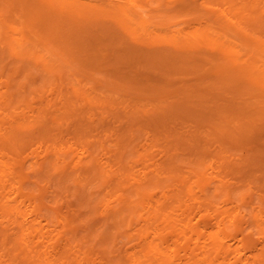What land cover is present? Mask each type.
Returning <instances> with one entry per match:
<instances>
[{"label":"bare ground","instance_id":"bare-ground-1","mask_svg":"<svg viewBox=\"0 0 264 264\" xmlns=\"http://www.w3.org/2000/svg\"><path fill=\"white\" fill-rule=\"evenodd\" d=\"M180 1H182L180 3L184 6L187 4V7L189 6L188 4L190 2L192 3V0H180ZM223 1L221 2V0H219L218 2L224 3L225 1L224 2ZM237 1H236V4H238ZM246 1H248V0H246ZM3 2L5 4L4 7H6V8L10 7V9H9V11H6L8 13L5 16H4V14L3 15L0 14V74H1L2 70H4V69L6 70L7 64L15 63V64H17V66L15 67V69H13V71L18 72V73H22V75L24 77L25 76L29 77V75L31 76V74L27 73L31 70V66L26 64L27 60L30 58H33V59L40 58L41 53L43 51L49 50L47 47H43L44 48L43 49L42 47H40L41 45L47 46V45L51 44V42H54L55 39L57 41L62 40L63 35H61V34H62V29L65 26L64 24L70 20L71 21L75 20V18L77 16H79V14L81 13L80 9L83 10V8H84V6L82 8L78 4H76L75 2L74 3L71 2L72 4H70V3L64 2L63 0H11V1L3 0ZM124 2L125 3L123 6V9H116V8L114 9L113 8L109 14V17H108L109 21L113 25H115V27L113 29L109 28L106 31L103 30L102 32H99L98 34L96 33L94 35L97 38L100 36H104L105 42H104V47H102V49L109 51L108 53L106 52V55H105V53H103V55H104L105 60L109 59L110 64H106V62L103 64L101 62V61H104L103 59L100 61L102 64H100V63L99 64H100V66H103V67H105L106 65H109V67H110V65H111L112 66L111 69L116 72L119 69L121 70V68H118L119 67L118 64L120 63L121 59H125L126 64L128 65V68H126V69H128V70L129 69L130 70L135 69V68L137 70H140V69L145 68V67L148 68L147 66L150 65L152 68L150 66H149V68L154 69V71L152 70L154 72V75H159V76L161 75L162 76V78L164 79L163 82L160 80L161 83H160V81L156 82L158 85L153 86L152 89L151 88L148 89V87H146V84H144V82H145V80H147V78H145V80L143 82H141L143 80V76H141V78L139 80L138 75H133L132 72L127 71L129 75L127 74L125 77L128 78L130 75H131V77L133 75L135 77L134 78L132 77V79L136 80L137 82H132V83H130V85L121 84L117 78L118 76H120V74L119 75L116 74L117 77H114L112 75L113 77L111 78V76H110V81L108 84L109 86L107 88H109L110 91H114L115 89H121L122 91H128V90L135 89L137 91L139 90L140 93L142 91H144V93H142L141 96L147 95L149 97L148 101L150 102V107H149V110H148V108L146 109V112L144 110V113L146 114V116L144 118L142 117V120H140V121H138V115L141 114L140 110L142 108L139 109V105L144 104V103L146 104V100L144 101V103H138L137 102L139 104L138 105L137 103L133 104L134 102L132 103V102L125 101L126 98L123 97L124 98L123 101H125V103H128L127 105L129 107L128 110H125L124 107H123V109L126 111L127 114H129L128 117L130 118V120L132 119L131 120L132 126H130V129L127 131V133L131 134L130 135L131 136V142L128 145L132 146V147L135 146L136 140H139V138H140L139 135H141V134L138 135V133H142L143 131L145 132V131H147V129L149 131L150 125L152 123H155L158 130L156 132V130L153 129V131L156 132L155 134L154 133L153 134L155 136H156V134L158 136H160V135L164 136V138L167 139V141H168V142H166L167 143L166 153L168 155V158H167V160H165V163L163 165H160V164L157 165V163H158L157 162L156 168L153 170H149L150 172L148 170H147L148 172H146L145 169L142 170V165L140 164L141 165V171H145V172H143V174H141V175L139 173L140 176H138V172H137V177L135 178L134 181L132 180V182H134L132 184V186H127L128 183L125 184L123 182V184H124L123 187H125V188L121 187L120 185H118V186H116V188H114V187L110 186L109 183L113 182L114 180H117L118 183L122 184L121 181H123L124 177H125L124 172L125 171L128 172V166L129 165H127V167L121 166L122 169L120 168L119 171L113 170L112 169L113 167H110L109 164H107V166L105 165L106 167L103 168L104 167V166H102L103 163H101V162L99 163V161L95 155V150H89V149H85V148L78 149L79 147L76 150H74L73 149V147L75 146L74 144H73V146H70V145L64 146L63 144L62 145L59 144L60 146H58V145L52 144V143H47L46 145H43L40 143L41 145L38 144L39 147L38 148L36 147L39 152L34 154L35 150H33L32 155H31V153H29V154H25L26 156L25 155L20 156V154H18L20 152L19 149L25 143V140L22 138L28 134H39L42 132H46L47 130L45 129V124H42V125L41 124H34V123H29L27 121H20V122L14 124L15 122H13V123H10L7 128H5V131H3L2 125L5 121V119L9 118V115H7L5 118L0 116V208L3 210V213L5 214V215H2L3 219L0 220V264H4V263L5 264H13L14 262H15V264H17L18 261L20 264H175V262L179 259L178 253L181 252V251H178V249H179L178 246H182V245H184L183 247H185L184 248L185 253H183V255H185V256L187 255V258H184V260L182 258H180V259H182L180 264H239V262L242 263V260L235 261L237 258L235 260L234 259L232 260V259H230L232 257L229 258V257L225 256L226 253H228L230 255V252L228 250H226V248L224 247V244H225L224 240H223V242H224V244H223L222 242L220 243L218 238L214 237V235H216V232L219 231L217 229V226L221 227L219 225L215 226L216 230L214 229V231H213L214 234L212 231H211L212 233L209 232V233H211L209 235V241L206 242L205 243L206 245L200 249V252H199V248L197 249L195 247L196 248L195 249V248H193V246H190L188 244V242L192 239L195 240V243L199 242L201 232L196 230L198 223H196V227L192 224V220H191L192 219L191 217H193L192 215L190 216V214H189L190 217H188V219L186 218V220H185L184 211L187 208H189V205L187 204V202H189L188 200L190 199L188 194H189V192H191V189H190V186H187V182L185 181L184 176H182L180 174V165L178 163L183 162L184 165H185V163L189 164V166L191 167V171L195 175L196 186H198L199 191L202 193V195L204 197L209 198L212 196V193L214 192V188H215L213 186V184L215 182L214 178L212 177L214 174L213 172L217 168L218 169L222 168V166L218 167V165H219L218 163H220V162L217 163L216 160L210 162V166H209V164H208V166H209V169H212L213 171H211V173L208 176V170H206V167H207L208 159L211 158V154H209V152H208L209 149L211 148V142L214 141L213 143L217 144L218 141L219 142L224 141L228 144L229 140L232 139L233 134H235L236 131H239V132H242L244 135L242 138L245 137L243 139V141H241L243 146H244V144L248 145L249 143H251L252 139L254 140L255 135L259 132L260 129H261L260 133L264 132V107L263 108H262V106H261V108L259 107L260 103L264 102V40H263L264 37L263 38L261 37V33H262L261 29L264 32V7H263V4H262V7H259V4H258L259 1L258 0H252L251 2L245 3L243 6L239 5L240 7L236 8V9L237 10L240 9V11H237V13L234 14L233 9H232L231 15L234 14L233 16L229 15L230 12H228L227 9H231V8H229V6L234 4L235 2L231 1L232 4H230L227 9L226 8L224 9L222 6L221 12L223 14V17H224V15H225V17L227 16V20L230 23H233L234 27H236L237 29H239V31H241L242 34H240V35H235L236 34L235 28H233L229 24L226 26H224V25L221 26V23L218 24L217 21L211 22V20H210L211 23H206V24L204 23L205 25L202 22V24L204 26H206L207 29L206 28L202 29V27L200 29V25H201V23H200L199 27L196 26L197 30L191 31L192 28L190 27L191 32L188 34L189 36L186 34V36H188V37H184L183 35L181 36V35L177 34L176 36H178V35L179 36L175 37V39H174V40H176V38H177V40H176L177 42H171V40H169V39L167 40L168 42L163 41L164 39H162V38L166 36L165 35L166 33L170 34L171 28L164 30V29H162V27L160 25L162 30L160 29L161 32H159L157 29V32H158V34L162 33L161 35H159V37H162V38H160L162 40H151V41L143 43V42H137V39L134 38L135 31L139 30L140 28L142 29L144 24L149 23V25H150L151 21L149 22L144 17H142L141 14L138 13L139 7H140L139 0H125ZM194 3H195V0H194ZM219 3H218V5H219ZM227 4H228V2H227ZM193 5H195V4H193ZM235 6H233V7H235ZM17 7H18V9H20V13H19L20 17H17V20H15V22L12 23L10 18H12V20H13L14 17L16 19V16L19 15V14H16L14 12ZM219 9H220V7H219ZM219 9H218V11H219ZM84 10H85V8H84ZM156 11H157V9H156ZM158 11L162 14V17L166 18L167 20L172 18V15L169 14L168 11L167 12L162 11L160 8H158ZM194 11H195V9H194ZM67 16H68L69 20H66ZM216 19H217V17H216ZM219 19H221V18H219ZM16 21L19 25H17ZM223 22H224V19H223ZM10 23H11V25H10ZM152 23L153 22H151V24ZM12 24H14V25H12ZM113 25H112V27H113ZM164 26H165V24H164ZM164 26H163V28H164ZM208 26H209V29L211 28V30H213V31L219 30L221 32V34L224 33L223 37H220V38H223V39L225 38L224 42L226 44L225 45L226 47L221 46L222 43H219V45H220L219 47H214L213 44H211V42H213V41H212V39H209V37H210V34L212 37L213 33L212 32L210 33L209 32L210 30L208 31ZM8 27H9V30H8ZM37 27H38V31H33V28H37ZM193 29H194V27H193ZM18 31H22L23 33L28 31V33L31 34V36L30 37H24V35H23L21 38H18L17 36H15L17 33H19ZM10 32H13V35L12 34L10 35ZM144 32H145V30H144ZM181 33L185 34L186 32L185 33L181 32ZM216 34H217V32H216ZM229 34H231V35L234 34L235 36L238 37V39H236V42L232 41L228 37ZM146 35L148 36V34H146ZM146 35H145V37H146ZM170 36H171V34H170ZM180 36L183 37V39L179 40V38H181ZM263 36H264V33H263ZM150 37H152V36H150ZM232 37H233V35H232ZM153 38L155 39L156 36ZM173 38H174V36H172V39ZM184 38H185V40H184ZM214 38H216L215 35H214ZM223 39H220V40L222 41ZM127 40H131V42H134L135 45L132 44L134 47L129 50V52L131 53L130 55L129 54L123 55V54H121L122 51L120 49V46L123 44V42L126 43ZM216 40H218V42H220L218 37L216 38ZM57 41H55L56 44H57ZM232 42H233V44L236 45V47H234L235 45H231ZM199 44H200L199 50H197V52H196V50L194 48L198 47ZM216 45H218V43H216ZM107 46H109L110 49H108ZM135 47L137 48L136 49L137 51H135V49H134ZM129 48H130V46H129ZM247 49L251 50V52L253 53V57L247 58V59L240 58L238 55V52L243 51V50H247ZM193 50H195V51H193ZM205 50H208V53L212 54V57L207 56V54L205 55L204 54ZM251 52H249V55L251 54ZM100 55H101V57L103 56L102 54H100ZM7 59H10V60L8 62H6ZM186 59H188V61ZM207 61L208 62L210 61L211 66L206 69L205 63L207 64L208 63ZM97 62H98V60L93 61L92 64H94V63L97 64ZM136 69H135V71H136ZM107 71L109 72V70H107ZM146 73H145V75L147 76ZM189 73H194L193 75H196L195 82H193V81H191L193 83L188 82L187 85H185L186 83L184 85H182V82H176L175 76L185 75V74H186L185 76H187V74H189ZM166 75H167V77H165ZM159 76H157V77H159ZM185 76H183V77L186 78ZM120 78H121V76H120ZM159 78H161V77H159ZM149 79H150V77H149ZM155 80H157V79L155 78L154 82H155ZM178 81H179V79H178ZM154 82H152V83L154 84ZM147 83H148V81H147ZM150 83L151 82H149V84ZM136 84H138V87L136 86ZM143 84L145 85V87L143 86ZM153 84H151V85H153ZM151 85H149V86L151 87ZM132 86H134V87H132ZM172 87H175V88H172ZM148 92H150V93H148ZM128 93H129V91H128ZM95 94H96V96L94 98L97 99V97L100 93L99 94L95 93ZM148 94H150V96ZM110 95H111V92L108 95V97ZM77 99H78V96H77ZM91 99L88 98V100H90V101H91ZM105 99H106V97H105ZM105 99H104V101H105ZM108 100H106V101H108ZM131 100L133 101V99H131ZM90 101H89V103H90ZM119 101H121V100L119 99ZM129 101H130V99H129ZM142 101H143V98H142ZM76 102H77V100H76ZM75 103L72 102L70 104L73 109H76L77 105H75ZM121 103H122V101H121ZM107 105H108V109L110 107H112V105L110 106L109 102L107 103ZM146 106H147V104H146ZM90 107H91V105H90ZM114 108H115V106H114ZM87 109H89V108H87ZM116 109L114 110V113H115ZM143 109H145V107H143ZM111 110H113V109H111ZM100 113H103V111L102 112L100 111ZM111 113H112V111H111ZM144 113H142V114H144ZM85 114L87 117L88 116L87 113H85ZM89 114H91V113H89ZM94 114H91V115H93V117H94ZM107 114H108V112H107ZM119 115L121 117V114L117 113V116H119ZM82 117H83V115H82ZM104 118H105V115H104ZM104 118H102V119L104 120ZM180 119H182V125L183 126H186V124L189 123L190 121L195 122V124H194L195 126H191V125H193V123L192 124L190 123V126H189L190 129L187 128L188 130H185V131L182 130V132H181L180 131L181 128L179 129L178 123H177L178 120L180 121ZM90 122H93V120ZM101 122H103V121H101ZM173 122L174 123L176 122L177 124L173 127L172 126L170 127V124ZM141 123H143V124H141ZM80 125L81 124H79V126ZM212 125H213L214 130L212 132L206 131V127L208 128V127H211ZM146 126H149V127L147 128ZM134 127H135V129H134ZM88 128L89 127H86L85 129H88ZM151 128H152V126H151ZM144 132H143V134H144ZM111 134H113V132H111ZM143 134H142V137L144 136ZM2 135H3V137H2ZM107 135H109V134H107ZM148 135H150V134H148ZM235 135H237V133ZM236 138H235V141H236ZM86 139H87V137H86ZM96 141H98V140H96ZM157 141L159 142V139ZM160 141H161V139H160ZM238 142H236V143H238ZM69 144H71V143H69ZM154 144L152 145V147L154 146ZM208 144L210 146H208ZM102 145L104 146L105 144H102ZM112 145L113 144H111V146ZM231 145H232V142H231ZM233 145H235V144H233ZM98 146H99V150H100V145H98ZM115 146H116V144H115ZM119 146H120V144H119ZM147 146L150 147L148 144H147ZM224 146L226 147L225 144H224ZM92 147H94V146H92ZM117 147H118V145H117ZM236 147H238V146H235V148ZM103 148H105V146ZM103 148H101V150H103ZM161 148H162V146H161ZM180 148H182V150L184 148H187L189 150L190 153H188V155H186L187 157L183 156L182 155L183 153H180ZM212 148H214V144H213ZM217 148H219L220 150L223 149L224 148L223 144L217 146ZM255 148L256 147H254V149ZM91 149H93V148H91ZM114 149H115V147H114ZM148 149L151 150L152 148L150 147ZM154 149L158 151L157 148H154ZM229 149L230 148L224 149L223 151H226ZM211 150H213V149H211ZM104 151L106 152L107 149ZM104 151H103V153H104ZM30 152H31V149H30ZM97 152L99 153V151H97ZM161 152H160V159H161V155H162ZM114 153H115V151H114ZM142 153H144V152H142ZM147 153H148V150L146 149V155H147ZM255 153H256V151H255ZM132 154H133V152H132ZM127 155H128V153H127ZM215 155H216V158H218L217 154H215ZM218 155H219V153H218ZM110 156L108 153V156H105V157L109 158ZM219 156H222V155H219ZM112 157H113V155H112ZM114 157L112 159H114V161H115L116 159ZM229 157H230V155H229ZM120 158H121L122 162L126 161L125 160L126 159L125 152L121 151ZM256 158L259 159V161L256 162V165H258L259 163L264 161V153L262 152L261 154H257ZM212 159H214V158H212ZM147 160H149V159H147ZM127 161H128V159H127ZM141 161H142V159H141ZM104 162H105V160H104ZM110 162H108V163H110ZM131 162H133L135 164V162L133 160ZM163 162H164V160H163ZM136 163H138L137 160H136ZM119 164H120V162H119ZM134 164H133V166H134ZM168 164H169V166L167 167ZM187 164H186V166H187ZM148 165H150L149 162H148L147 166ZM152 165L154 166V164H152ZM111 166H112V163H111ZM165 166L167 168H165ZM262 166H264V165H262ZM145 167H146V164H145ZM190 167H187V168H190ZM115 169H116V167H115ZM123 169H124V172L122 171ZM223 169H224V167H223ZM132 170H133V167H132ZM185 170H186V168H185ZM216 171L217 170H215V172ZM134 172H135V170H134ZM218 173L220 174V171L216 173L217 174V176H216L217 181L220 182V185H221L220 187H222L226 190L227 188L224 186L223 181H222L223 175L221 174L222 176H220L221 177L220 178L218 176ZM131 174H133V173L131 172ZM135 176H136V174H135ZM165 178H166V180H165ZM78 179L81 181H79ZM125 179H126V177H125ZM25 181H29V183H31L33 185V188L30 186L31 185L30 184L29 186L32 189H27L25 191V189H24ZM127 181H129V180H127ZM164 181H167L165 185H164ZM70 182L74 183L75 188H73L70 184L65 187V184L67 185ZM26 184L28 185V182ZM57 186H58V188H57ZM61 186H64V188L67 189L66 190L67 192H70L72 189H74L72 194L77 199H81V205L83 206V210L90 212L87 216L88 219L86 218V220L80 218L82 212L79 211V208H78V210H74L70 215H68L66 213L65 214L61 213L62 217H63V219H62L63 224L66 227L65 233L68 236H66V235L61 236L60 235V237L62 239L64 237L65 242H66V246L68 245V246L72 247V245H73V252L75 249V252L77 254L74 257L73 256L70 257V253L72 251L68 252L69 247H67L66 252H65V249H64V251H62V253L65 252V255H63L62 253H59V251L58 252L55 251L56 254L52 255V253H50L49 251H48L49 253L46 252V250L48 248L47 244L44 246H40L41 249L37 245H36V247H34L35 245L33 246L31 244L33 246V248L31 246V248L29 247L28 251L24 250L23 256L20 257L21 259L19 258V260H18L17 258H15V256H13L11 250L14 249L16 246H17V249H20L19 239H22L23 235H21V237L19 238L18 236L20 235V232H18L19 234H15L16 233L15 232V233H13V235L15 234L14 235L15 237L13 240H11L8 232L10 230L13 231L17 225L14 227V226H12L13 223H11L8 226L4 224L5 222H8V223L11 222V219L9 217V215L11 213L21 214L23 212L22 207H21V205L23 204V201L22 202L20 201L21 203L17 202V200H18L17 196L20 197L21 195L19 193L23 192L26 196H29L31 198L32 197L35 198V196H36L35 193L37 191L39 193L38 199L41 201V203L38 200H37V203H35L36 201L33 198V200L35 201L34 206H32V208H31L33 214H35L39 220V218H40L39 216L42 215L41 214L42 210L45 209L46 211H48V213H50L49 214V218H50L49 220H52L55 217L59 219L60 216H58V215L60 213V208H61L60 206L62 204V199H61L62 193H61V191L63 190V189L61 190ZM107 186H108V190H107ZM224 192L226 193V191H224ZM236 192L238 193V191H236ZM236 192H234V193H236ZM158 194H159V196H158ZM227 194H228V192L226 193V195ZM230 194H232V193H230ZM243 194H241V196ZM13 195L16 197H14ZM107 196H109L110 199H107V203L104 202L106 204L105 210H104V208H102V209L104 211H106L105 215H106V213L109 215L107 217H105L106 219L102 222L101 226L97 227L96 230L94 228L92 233L89 232L90 236H92L93 238L95 236H98V235H100L102 238V243H103V245H102L103 253L102 254L103 255H101V256L99 255L100 257L98 256V258H100V261L97 262L96 260L92 259L89 256V254L87 253L85 244H84L83 248H85L86 251L81 250L79 248L81 245L76 244V243H79V241H78V239H79V237H78L79 236L78 224L84 223V221L89 220V216L91 215V212L92 213H98L101 203L105 200V197H107ZM224 197H225V195H224ZM248 197L252 198V201H253V196L251 194L248 195ZM22 199H23V197H22ZM22 199L20 197L19 200H22ZM45 199H51V202L49 203V205L46 204ZM192 199L193 198H191V200ZM194 199H195V197H194ZM194 199L192 200L193 204H195V202H196V200L194 201ZM231 199H233V197ZM246 199H247V197L245 198L242 196L240 201L245 202ZM226 200H227V198H226ZM198 201L199 200H197V202ZM14 202H16L18 204L13 205L11 207L10 203H14ZM28 202H30V198H29ZM68 202H69V200H68ZM192 202H191V204H192ZM231 202H232V200H231ZM64 203L65 202H63V204ZM211 203L212 202H210V204ZM224 203L225 202H223V204ZM25 204H26V201H25ZM247 205H249V203ZM247 205H246V207L251 208V210L254 209V207L252 205H249V206H247ZM27 206H28V204H27ZM194 206L197 207V203ZM194 206H192V207H194ZM241 206H242V204H241ZM214 207H215V205H214ZM209 208H210V206H209ZM215 208H218V207H215ZM234 208H235L234 210H236V207H234ZM70 209L71 208H69V211H70ZM242 209H244V203H243V208H241V211L244 212V210H242ZM193 210H194V208H193ZM199 210H201V209H199ZM199 210L197 209L196 210L197 212L196 211L195 212L198 213ZM202 210H203V208H202ZM213 210H214V208H213ZM228 210H229V208H228ZM13 211H15V212H13ZM225 211H226V209H225ZM61 212H62V210H61ZM101 212H102V210H101ZM27 213H26V209H25V214H27ZM189 213H190V211H189ZM191 213H192V209H191ZM196 213H193V214H195L196 215L195 217L197 218ZM206 213H207V210H206ZM211 214L212 213H210V211H209L206 214L205 218L207 216H210ZM215 214H218V213H213L212 215H215ZM21 215H19V217ZM30 215H32V213ZM46 215H47V213H46ZM46 215H44V217H46ZM16 216H14L12 222H14ZM181 216H183L184 218L182 217V219H181ZM33 217H34V215H33ZM176 217H179V219L177 221H179L181 219L180 221L182 223L181 224L182 228L188 229L187 231H189L191 234L189 233V235H188L186 232H184V229H183V232H182V229L178 230V231H180L181 234H179L178 231L177 232L175 231V233L173 231L172 233L177 234V236H179V238H177V240H175V238H173L171 236V238L175 240L176 245H174V246L171 245L174 248H171V247L167 248V246L165 247V244L162 241L163 240L162 237H167L164 235V233L166 231H168L170 233V235H172L171 231H172V229L174 230V228L176 227L175 224L178 223V222H176V219H177ZM200 217H201V214H200ZM215 217H217V215H215ZM242 217H243V214H242ZM246 217H248V216H246ZM56 218H55V220H56ZM219 218H221V216H219L218 219ZM249 218H250V216H249ZM93 219H94V217H93ZM223 219H224V217H223ZM230 219H231V217H230ZM232 219H233V216H232ZM253 219H254V217H253ZM55 220H54V222H55ZM59 220H61V217ZM138 220H140L144 223L143 228H145L147 226L148 228L152 229L154 238L150 239L151 237L147 233L148 232L147 229H146V231L144 229H141L140 233L138 232L139 234L136 233L138 235V239L141 241V243L138 242L139 243V245H138L139 249L136 251L135 254H131V255H133L132 256L133 258H132V261L129 262V258H130L129 253L125 255L122 253V251L119 248H117L118 247V239L120 238V236H123L121 234L120 227L124 226V224L126 225V223L128 225L127 227H129V226L132 227L138 222ZM193 220H195V219L193 218ZM215 220H216V218H215ZM39 221H37V222H39ZM201 221H202V217H201ZM232 221H230V224L232 222L233 225H238V222H237L238 218L236 217V215H235V220L233 219ZM33 222H34V219H33L32 223ZM57 222H59V221H57ZM213 222L215 223V221H213ZM218 222L219 221H217L216 223L218 224ZM220 222L222 223V221H220ZM225 222H226V220H225ZM225 222H223L222 224H224ZM36 223L34 222V225ZM51 223H53V222H51ZM139 224H140V222H139ZM139 224H138V227H139ZM230 224H229V226L231 227L232 224L231 225ZM44 225H46V226H44V229H45V227H47V224H44ZM57 225L55 226V229H57ZM93 226H95V225L91 224V225H89V228L90 227L93 228ZM141 226H140V228H141ZM246 226H247V223H246ZM260 226L257 225V227H259V228H260ZM23 227L25 230V229H27L28 226L23 225ZM30 227H31V224L26 231L30 230ZM39 227H41V225ZM222 227H223V225H222ZM21 228H22V226H21ZM37 228H38V226H37ZM37 228H35V229L40 234V236L38 234V238H37V241H38V240H40L41 237H44L46 235V233H44L45 235H43V232L45 230L43 229L44 231L42 232V228H41V230L39 229L40 231L37 230ZM52 228H54V227L52 226ZM198 228L200 229V227H198ZM225 228L229 230V228H227L226 226H225ZM225 228H224V230H225ZM234 228L233 229L236 230L235 226H234ZM109 229H112V231H110ZM230 229H232V228H230ZM233 229H232V232H229L230 234L233 233ZM18 230H20V229H18ZM24 230H22V231H24ZM91 230L88 229V231H91ZM260 230H261V228H260ZM30 231H28V232H30ZM54 231H55V233L58 232L56 230H54ZM132 231L134 232L133 229H132ZM238 231H241V230L239 229ZM243 231H244V229H243ZM60 232H61V229H60ZM52 233H53V231H52ZM192 233L194 235V238L192 237L193 236ZM87 234H88V232H87ZM124 234L128 235L127 233H124ZM220 234H222L221 230H220ZM81 235H83V234H81ZM81 235H80V237H82ZM137 235H135V237H137ZM190 235H192V236L190 237ZM195 235H196V237H195ZM223 235L226 237V235H228V234L225 235L223 233ZM217 236H219V235L217 234ZM135 237L132 238V236H131L130 241H131V238L134 239V241H135ZM234 237H235V235H234ZM234 237H233V239H234ZM56 238L57 237H55V239ZM126 238H127V236H126ZM222 238H223V236H222ZM48 239H50V238H48V235H47V237H44V240L48 241ZM58 239H59V237H58ZM220 239H221V237H220ZM196 240H198V241H196ZM263 240H264V238H263ZM23 241H24V238H23ZM75 241H78V242H75ZM82 241L84 242L85 239ZM225 241H226V238H225ZM43 242H45V241H43ZM54 242H55V240H54ZM93 242H94V240H93ZM226 242L229 243V241H226ZM121 243H122V241H121ZM123 243H124V241H123ZM195 243L193 244L194 246H196ZM24 244H25V242H24ZM41 244H42V242H41ZM59 244L61 245V243H59ZM88 244H90V242L89 243L87 242V245ZM92 245H93V243H92ZM99 245L101 246V244H99ZM227 246H230V248L232 247L231 245H228V244H227ZM263 246L264 245L259 246V247H262V249H260L261 253H260V251H258L256 249L258 247H255V249L258 251L259 255L254 252L253 255H255V256H252V254H251L249 259H248L249 255L246 257L249 260V262L253 261V263L255 262L257 264H264V247ZM49 247H51V246L49 245ZM95 247H99V246L97 245ZM177 247H178V249H177ZM183 247H182V249H183ZM55 248H57L56 245H55ZM60 248H61V246H60ZM116 248H117V250H116ZM246 248H244V249H246ZM22 249H23V247H22ZM88 249H89V247H88ZM227 249H229V248L227 247ZM51 250H52V248H51ZM61 250H62V248H61ZM124 250H126V249H124ZM179 250H181V248ZM196 250H198L199 253H196L195 252ZM67 252L69 254L66 256ZM235 252L236 251H234V253ZM91 253H90V255H91ZM238 253H239V251H238ZM213 254H214V256H212ZM232 255H233V253L231 254V256ZM17 256H21V253H20V255L17 254ZM242 264H248V262L242 263Z\"/></svg>","mask_w":264,"mask_h":264},{"label":"rangeland","instance_id":"rangeland-1","mask_svg":"<svg viewBox=\"0 0 264 264\" xmlns=\"http://www.w3.org/2000/svg\"><path fill=\"white\" fill-rule=\"evenodd\" d=\"M9 1H11V0H9ZM63 1L70 3V4L75 2L76 4H78L82 8L84 6L85 10H84V8H83V10L80 9L81 13L79 14V16H77L75 18V20H73V21L70 20L64 24L65 26L62 29V34H61V35H63L62 40L57 41L55 39L54 42H51V44H49L47 46L41 45L40 47H42V48L47 47L49 50L43 51L41 53L40 58H35V59L30 58L27 60L26 64L31 66V70L27 73L31 74V76L29 75V77L28 76L24 77L22 75V73L14 72L13 69H15V67L17 66V64H15V63L7 64L6 70L4 69L1 71V74H0V116L5 118L7 115H9V118H6L3 125H2L3 131H5V128H7L9 126V124L13 123V122H15L14 124H16L20 121H27L29 123L41 124V125L45 124V129L47 130L46 132H42L39 134H28L22 138L25 140V143L19 149L20 152L18 154H20V156H24L25 154H29V153H31V155H32L33 150H35L34 154L39 152L37 148L41 144L46 145L47 143H52V144H56L58 146H60L59 144H61V145L63 144L64 146L65 145L66 146L67 145L73 146V144H74L75 145L73 147L74 150H76L78 147H79L78 149L85 148V149H89V150H95V155H96L99 163L100 162L103 163L102 164V166H104L103 168H105L107 166V164H109L110 167H113L112 168L113 170L119 171L120 168L122 169L121 166L127 167V165H129L128 166V172L130 174L127 171L124 172V169L122 170L125 173V177H126V179L124 177L125 181L124 180L121 181L122 184H120L117 182V180H114L113 181L114 183L110 182L109 185L114 187V188H116V186H118V185L123 187L124 186L123 182H124L125 184L128 183L127 186H132V184L134 183V182H132V180L134 181L135 178L137 177V172H138V176H140L145 171L148 172L149 170L155 169L157 162H158L157 165L158 164L163 165L165 163V160H167V158H168V155L166 153V148H167L166 142H168V141H167V139L164 138V136H161V135L158 136L157 134H156V136L154 135L158 129H157L155 123L151 122L152 124L150 125V127L146 126L147 128L149 127V131L147 129V131H145V132L143 131L144 134H143V132L138 133V135L139 134H141V135H139V137H140L139 140H136L135 146L132 147V146L128 145L131 142V136H130L131 134L127 133V131L130 129V126H132L131 125L132 119L130 120V118L128 117L129 114H127L125 111V110H128V108H129L127 105L128 103H125V101L132 102V103L134 102L133 104H135L137 102L138 103H144V101L146 100L147 106L145 103L140 104V105L137 103L139 105V109L142 108L140 110L141 114L139 113L140 115H138V121H140V120H142V117L144 118L146 116V114L144 113V110H145V112H146L147 108L149 110V107H150V102L148 101L149 97L147 95L141 96V94L144 93V91H142L140 93L139 90L137 91L135 89L128 90L129 93H128V91H122L121 89H115L114 91H110V89L107 88L109 86L108 84L110 81V76L112 78L113 76L117 77L116 74L117 75L120 74L121 78H120V76H118L117 77L118 81L124 85H130V83H132V82H137L136 80L132 79V77L133 78L135 77L133 75H138L139 80H140L141 76H143V80L141 82H143L145 80V78H147V80H145L144 84H146V87H148V89H150V88L152 89L153 86L158 85L156 82H159L160 80L163 82L164 79L162 78L161 75L160 76L154 75V72H153L154 69H150L149 68L150 65L147 66L148 68L145 67V68H142L140 70H137L135 68L136 71H135V69H131V70L126 69V68H128V65L126 64L125 59H121L120 63L118 64V66H119L118 68H121V70L119 69L116 72L111 69L112 68L111 65H110V67H109V65H106L105 67L100 66V64H102V63L104 64L105 62H106V64H110L109 59L105 60L104 55H103V53H105V55H106V52L108 53L109 51L102 49V47H104V42H105L104 36H100L97 38L94 35L96 33L98 34L99 32H102L103 30L106 31L109 28L113 29L115 27V25H113L109 21V18H108L109 14L113 8L114 9L115 8L116 9H123L125 0H63ZM218 1L219 0H198V1L195 0V3H194V0H192V3L190 2L188 4L189 6L187 7V4L185 6L182 5L180 3L182 1H180V0H171V1L170 0H139L140 7H139L138 13L141 14V16L144 17L146 20H148L149 22L151 21L153 23L151 24V22H150V25H149V23L144 24L142 29L140 28L139 30H136L135 34H134L135 35L134 38L137 39V42H143V43L151 41V40H162V39H164L163 41H166V42H168L167 41L168 39L171 40V42H177L176 41L177 38H176V40H174L175 37H178L179 35H181V36L183 35L184 37H188L189 36L188 34L191 31L197 30V27H199L200 23L202 25V26L200 25V29H201V27H202V29H204V28H206V26H204V25L206 23H211L212 21H214V22L217 21L218 24L221 23V26H223V25L226 26L229 24L230 26L235 28V30H236L235 35L242 34L241 31H239V29L234 27L233 23H230L227 20V16L225 17V15H224L225 18L223 17L221 9H222V6L224 9L225 8L227 9L228 6L230 4H232V2H235L234 4L229 6V8H231V9H227L228 12H230L229 15L233 16L235 13H237V11H240V9L239 10L236 9V8L240 7L239 5L243 6L245 3L251 2L252 0H248V1H246V0H244V1L243 0H238V1L237 0H224L225 2L223 0H221V2L223 1L224 3H219ZM236 1L238 2V4H236ZM258 1H259V3H258L259 7H262V4L264 7V3H263L264 1L263 0H258ZM227 2H228V4H227ZM218 3H219V5L220 4L221 5L219 6ZM193 4H195V5H193ZM4 6H5V4H4L3 0H0V14H2V15L4 14V16H5L8 13L6 11H9L10 7L6 8ZM233 6H235V7H233ZM219 7H220V9H219ZM158 8H160L162 11H166V12L168 11V13L172 15V18L167 20L166 18L162 17V14L158 11ZM156 9H157V11H156ZM194 9H195V11H194ZM218 9H219V11H218ZM232 9H233L234 14L231 15ZM14 12L16 14H19L20 9H18V7H17ZM17 17H20V14L16 16V19H15V17L13 18V20H12V18H10L11 22L12 23L15 22V20H17ZM216 17H217V19H216ZM219 18H221V19H219ZM223 19H224V22L226 24L223 22ZM66 20H69L68 16L66 17ZM210 20H211V22H210ZM202 22H203V24L204 23L205 24L203 25ZM16 23H17V21H16ZM164 24H165V26H164ZM10 25H11V23H10ZM12 25H14V24H12ZM17 25H19V24L17 23ZM112 25H113V27H112ZM160 25H161L162 29H164V30L171 28V30H170L171 36L169 33L165 32L166 33V34L164 33L166 35L165 37H163V38L159 37V35L162 34V33L158 34V32H157V29L159 32H161L160 31V29H161ZM163 26H164V28H163ZM190 27L192 28L191 31H190ZM193 27H194V29H193ZM143 29L145 30V32ZM8 30H9V27H8ZM33 31H38V27L33 28ZM208 31L210 33L211 32L213 33L212 37H211V34H210V37L209 36L208 37H209V39H212L213 42H211V44H213L214 47H219L220 46L219 43H222L221 46L226 45L224 42L225 38L224 39L220 38V37H223L224 33L221 34V32L219 30L213 31V30H211V28L209 29V26H208ZM261 31H262L261 37L263 38L264 32L262 29H261ZM18 32L19 33H17L15 35L18 38H21L23 35H24V37H30L31 36V34H29L28 31H26L25 33H23L22 31H18ZM181 32H184V33L186 32V33L183 34ZM216 32H217V34H216ZM11 34L13 35V32H10V35ZM146 34H148V36ZM177 34H179V35L176 36ZM186 34L188 36H186ZM145 35H146V37H145ZM214 35L216 36V38L218 37L220 42H218V40H216V38H214ZM232 35H233V37H232ZM232 35L229 34L228 37L232 41L236 42V39H238V37L235 36L234 34H232ZM150 36H152V37H150ZM155 36H156V38L154 39L153 37H155ZM172 36H174L173 39H172ZM160 38H162V39H160ZM180 39H183V37L179 38V40ZM220 39H223V40L221 41ZM184 40H185V38H184ZM55 41H57V44L55 43ZM126 43L123 42V44L120 46V49L122 51L121 54H123V55L129 54L130 55L131 53L129 52V50L134 47L133 45H135V43L131 42V40H127ZM216 43H218V45H216ZM231 45H235V44H233V42H232ZM129 46H130V48H129ZM199 47H200V44L198 45V47L194 48L196 50V52H197V50H199ZM234 47H236V45ZM107 48L110 49L109 46H107ZM134 49H135V51H137L136 47ZM195 50H193V51H195ZM249 52H251V50H249V49L239 51L238 55L242 59L243 58L247 59V58L253 57V53L251 52L252 55L251 54L249 55ZM100 54H102L103 56L101 57ZM204 54L205 55L207 54V56L212 57V54L208 53V50H205ZM102 59L104 61H101ZM9 60L10 59H7L6 62H8ZM97 60H98L97 64H95V63L92 64L93 61H97ZM186 60L188 61V59H186ZM207 64L205 63L206 69L211 66L210 61ZM107 70H109V72ZM127 71H130L133 73L132 77H131V75L128 78L125 77L128 74ZM144 72L145 73L147 72L146 73L147 76L145 75ZM193 74L194 73H189V74H187V76H185L186 74L185 75H177V76H175L176 78L175 77L174 78H175L176 82H182V85H184L186 83L185 85H187L188 82L189 83L195 82L196 75H193ZM157 76L161 77L162 79L157 77ZM183 76H185L186 78H184ZM149 77H150V79H149ZM165 77H167V75ZM155 78L157 80H155V82H154ZM178 79H179V81H178ZM147 81H148V83H147ZM161 81H160V83H161ZM191 81H193V82H191ZM149 82H151V83L149 84ZM152 82H154V84ZM144 84H143V86L145 87ZM151 84H153V85H151ZM149 85H151V87ZM136 86L138 87V84H136ZM132 87H134V86H132ZM172 88H175V87H172ZM110 92H111V95L109 96L110 97L109 98L108 95L110 94ZM95 93H98V94L100 93L98 95L97 99L94 98L96 96ZM148 93H150V92H148ZM148 95L150 96V94H148ZM77 96H78V99H77ZM105 97H106V99H105ZM123 97L126 98L125 101H123L124 100ZM88 98H90V99L92 98L91 101L88 100ZM103 98L105 99V101ZM142 98H143V101H142ZM119 99L122 101V103H121V101H119ZM129 99H130V101H129ZM131 99H133V101ZM76 100H77V102H76ZM106 100H108V101H106ZM89 101H90V103H89ZM72 102H74V103L76 102L75 103V105H77L76 109H73L72 106L70 105ZM108 102L110 103V106L112 105V107H110L109 109H108V105H107ZM263 103H260V105H259L260 108H261V106H262V108L264 107ZM90 105H91V107H90ZM114 106H115V108H114ZM123 107L125 108V110L123 109ZM143 107H145V109H143ZM87 108H89V109H87ZM111 109H113V110H111ZM115 109H116V111L114 113ZM100 111L101 112L103 111V113H100ZM111 111H112V113H111ZM107 112H108V114H107ZM85 113H87V115H88L87 117H86ZM89 113H91V114L95 113L94 117H93V115H91ZM117 113L118 114L120 113L121 117H120V115L117 116ZM142 113H144V114H142ZM82 115H83V117H82ZM104 115H105L106 119L104 118ZM102 118H104V120ZM89 120L90 121L93 120V122H90ZM101 121H103V122H101ZM177 123H178L179 129L181 128L180 129L181 132H182V130L183 131L188 130L187 128L190 129V127H189L190 123L191 124L193 123V125H191V126H195L194 125L195 122H193V121H190L189 123L186 124V126H183L182 125V119H180V121L178 120ZM177 123L176 122L171 123L170 127L175 126ZM79 124H81V125L79 126ZM141 124H143V123H141ZM151 126H152V128H151ZM86 127H89V128L85 129ZM134 129H135V127H134ZM153 129H155L156 132H154ZM213 130H214L213 125L211 127H208V128L206 127V131H208V132H212ZM260 130L255 135L254 140L252 139L251 143H249L248 145L244 144V146H243L241 141H243V139L245 137L242 138L244 135L242 132H239V131L235 132V134L237 133V135L233 134L232 139L229 140L228 144L224 141H221V142L218 141L217 144L213 143L214 141L211 142V148L208 151L209 154H211V158L208 159L207 167H206V170H208V176L211 173V171H213L212 169H209L210 162L216 160L217 163L220 162V163H218L219 164L218 167L222 166V168H219V169L217 168V169H215L217 171L215 172V170H214V172H213L214 174L212 177L215 180L213 186L215 188H214V192L212 193V196L209 198L204 197L202 195V193L199 191L198 186H196L195 175L191 171V167L189 166V164L185 163V165H184L183 162L178 163L180 165V174L182 176H184V179L187 182V186H190V189H191V192H189V194H188L190 199L188 200L189 202H187V204L189 205V208H187L184 211V214H185L184 217L186 220V218L188 219V217H190L192 215L193 216V217H191L192 218L191 219L192 224L196 227V223H198L196 230L201 232L199 242L195 243V240L192 239L188 242V244L190 246H193V248H195V247L197 249L199 248V252H200V249L206 245L205 243L209 241V235L214 231V229L216 230L215 226L219 225V226H221V227L217 226L219 233L216 232V235H214V237L218 238L220 243L222 242L224 244V242H225L224 247L226 248V250H228L230 252V255L228 253H226V255H225L226 257H229V258L232 257V258H230L232 260L233 259L235 260L237 258L235 261L242 260V263L248 262V264L249 263L252 264L253 261L249 262V260H248L249 257L251 256V254H252V256H255V255H253L255 252L256 254L259 255L258 251H260V249H262V247H259V246L264 245V240H263V238H264V224H263L264 223V166H262V165H264V161H262L261 163L256 165V162L259 161V159L256 158V155L261 154L262 152L264 153V145H263L264 144V132L260 133L261 132ZM110 131L113 132V134H111ZM107 134H109L110 136ZM142 134L144 135L143 137H142ZM148 134H150L151 136ZM2 137H3V135H2ZM86 137H87V139H86ZM234 137L235 138L237 137L236 141H235ZM158 139H159V142L157 141ZM160 139H161V141H160ZM96 140H98L99 142ZM231 142H232V145H231ZM236 142H238V143H236ZM69 143H71V144H69ZM102 144H105L104 145L105 148H103L104 146ZM111 144H113V145L111 146ZM115 144H116V146H115ZM119 144H120V146H119ZM147 144L152 148L151 150L148 149L150 147H148ZM153 144H154V146L152 147ZM213 144H214V148H212ZM218 144L219 145L223 144L224 148L220 150L219 148H217V146H219ZM224 144L226 145V147L224 146ZM233 144H235V145H233ZM91 145L94 147H92ZM98 145H100V150H99ZM117 145H118V147H117ZM161 146H162V148H161ZM208 146H210V145L208 144ZM235 146H238V147L235 148ZM114 147H115V149H114ZM254 147H256V148L254 149ZM91 148H93V149H91ZM101 148H103V150H101ZM154 148H157L158 151L155 150ZM228 148H230V149L223 151L224 149H228ZM30 149H31V152H30ZM106 149H107V151L105 152L104 150H106ZM146 149L148 150L147 155H146ZM211 149H213V150H211ZM183 150H182V148H180V153H183L182 155L187 157L186 155H188V153H190L189 150L187 148H184ZM97 151H99V153ZM103 151H104V153H103ZM114 151H115V153H114ZM121 151L125 152V157H126L125 160L126 161H124V162H122L121 158H120ZM255 151H256V153H255ZM132 152H133V154H132ZM142 152H144V153H142ZM160 152L162 154L161 159H160ZM108 153H109V156L111 155L109 158L105 157V156H108ZM127 153H128V155H127ZM218 153H219V155H222V156H219ZM215 154H217V157L220 160L218 158H216ZM112 155H113V157L115 156L114 158L116 159L115 160L116 162L114 161V159H112L113 158ZM229 155H230V157H229ZM212 158H214V159H212ZM127 159H128V161H127ZM141 159H142V161H141ZM147 159H149V160H147ZM104 160H105V162H104ZM132 160L135 162V164L133 162H131ZM136 160L138 161V163H136ZM163 160H164V162H163ZM118 161L120 162V164ZM108 162H110V163H108ZM148 162L150 165L147 166ZM111 163H112V166H111ZM133 164H134V166H133ZM140 164L142 165V170L145 169V171H141V165ZM145 164H146V167H145ZM152 164H154V166ZM186 164H187V166H186ZM208 164H209V166H208ZM168 166H169V164L167 165V167ZM115 167H116V169H115ZM132 167H133V170H132ZM167 167L165 166V168H167ZM187 167H190V168H187ZM223 167H224V169H223ZM185 168H186V170H185ZM134 170H135V172H134ZM219 171H220V174L218 173V176L220 177L223 175L222 181H223L224 186L227 188L226 190L224 188L220 187L221 186L220 182L217 181V178H216L217 174L216 173ZM131 172L133 174H131ZM139 173H140V175H139ZM135 174H136V176H135ZM127 180H129V181H127ZM165 180H166V178H165ZM79 181H81V180H79ZM27 182H28V185L26 184ZM166 182L167 181H164V185L166 184ZM30 184L31 183H29V181H25V183H24L25 187L23 186L25 191L27 189L33 188V185L32 184L30 185ZM69 184L73 188H75L73 182H70L67 185L65 184V187L68 186ZM57 188H58V186H57ZM123 188H125V187H123ZM61 190H62L61 196L63 198L61 197L62 204L60 206L61 207L60 213H59V215L57 214L58 216L61 217V220H59L60 217H59V219L55 217L56 220H55V218L52 220H49L50 219L49 218L50 213H48V211H46L45 209L42 210V213H41L42 215L39 216L40 221L38 220V217L35 214H33L31 208H32V206H34V202L36 201L35 203H37V200H38L41 203V201L38 199L39 193L37 191L35 193L36 196L34 195L35 198L34 197L31 198L29 196H26L23 192L19 193L21 195L20 196L21 199L23 197L22 200H19L20 197L17 196V199H18L17 202L23 201V204L21 205L22 210H23V212L21 213L22 215L11 213L9 215L11 222L10 223L5 222L4 224L8 226L11 223H13L12 226H14V227L17 225L13 231L10 230L8 232L11 240L14 239L15 234H19L18 232H20V235L18 236L19 238L21 237V235H23L22 237L24 238V241H23V238L22 239L18 238L20 249H17V246H16L14 249L11 250L13 256H15V258H17L18 260L20 257L23 256V251L24 250L28 251L29 247L31 248L32 245L33 246L35 245L34 247H36V245H37L41 249L40 246H44L47 244L48 248H47L46 252L49 251L50 253H52V255L56 254L55 251L56 252L59 251V253H62V251H64V249L66 252L67 247H69L68 252L72 251L70 253V257H72V256L74 257L77 254L75 252V249H74L75 253L73 252V245H72V247L68 246V245L66 246V242H65L64 237H63V239L60 237V235L61 236H64V235L68 236L65 233L66 227L63 224V220H62L63 217H62L61 213H63V214L66 213V214L70 215L74 210H78V208H79V211L82 212L80 218L86 220V218L90 212L83 210V206L81 205V199H77L72 194L74 189H72L70 192H67L66 191L67 189L64 188V186H61ZM107 190H108V186H107ZM224 191H226V193L228 192L229 195L227 194L228 195L227 196ZM236 191H238V193ZM234 192H236V193H234ZM230 193H232V194H230ZM241 194H243L242 195L243 197H245V198L247 197L245 202L240 201L241 197H242ZM250 194L253 196V201H252V198L248 197V195H250ZM224 195L227 198V200L224 197ZM158 196H159V194H158ZM14 197H16V196H14ZM194 197H195V199H194ZM232 197H233V199H231ZM29 198H30V202H28ZM33 198L35 201L33 200ZM191 198H193L194 201L196 200L195 204H193V202H192L193 199L191 200ZM67 199L69 200L70 203L68 202ZM107 199H110L109 196L105 197V200L101 203L98 213H92L91 212V215L89 216V220L84 221V223L78 224V226H79L78 227V231H79L78 241H79V243H76V244L81 245L79 247L81 250H83V251L87 250V253L89 254V256L92 259L96 260L97 262L100 261V258H98V256L103 255L102 254L103 253L102 238L100 235L95 236L93 238L92 236H90L89 232L92 233L94 228L96 230L97 227L101 226L102 222L106 219L105 217H107L109 215L107 213L105 215L106 211H104L105 206H106L105 203H107ZM45 200H46V204L49 205V203L51 202V199H45ZM197 200H199V201L197 202ZM231 200H232V202H231ZM25 201H26V204H25ZM63 202H65V203L63 204ZM191 202H192V204H191ZM210 202H212V203L210 204ZM223 202H225V203L223 204ZM196 203H197V207L194 206V205H196ZM243 203H244V209H242V210H244V212L241 211V208H243ZM248 203H249V205H252L254 207L253 210H251V208H249V207H246V205ZM10 204L9 205L12 207L13 205H17L18 203L14 202V203H10ZM27 204H28V206H27ZM241 204H242V206H241ZM214 205H215V207H218V208H215ZM249 205H247V206H249ZM192 206H194V207H192ZM209 206H210V208H209ZM234 207H236V210H234L235 209ZM69 208H71L70 211H69ZM102 208H104V210ZM190 208L192 209V213H191ZM193 208H194V210H193ZM202 208H203V210H202ZM213 208H214V210H213ZM228 208H229V210H228ZM25 209H26V213L28 212L27 214H25ZM197 209L198 210L201 209V210H199L198 213H196ZM225 209H226V211H225ZM61 210H62V212H61ZM101 210H102V212H101ZM206 210H207V213L210 211V213H212V214L218 213L219 215L215 214V215H217V217H215V215L211 214L210 216H207L205 218V216L207 214ZM189 211H190V213H189ZM13 212H15V211H13ZM31 213H32V215H30ZM46 213H47V215H46ZM193 213L197 214V218L195 217L196 215ZM189 214H190V216H189ZM200 214L202 217V221H201ZM242 214H243V217H242ZM2 215H5V214L3 213V210L1 209L0 210V220L3 219ZM19 215H21V216L19 217ZM33 215L35 218L33 217ZM44 215H46V217H44ZM235 215L238 218V221H237L238 225H233V223H232L233 222L232 220L233 219L235 220ZM14 216H16V217H15L14 222H12ZM219 216H221V218L218 219ZM232 216H233V219H232ZM246 216H248V217H246ZM249 216H250V218H249ZM93 217H94V219H93ZM182 217L183 216H181V219H182ZM223 217H224V219H223ZM230 217H231V219H230ZM253 217H254V219H253ZM176 218H175L176 222H178L179 224L178 223L175 224L176 227L174 228V230L172 229V231H171L172 235H170V233L168 231H166L164 233V235L167 237H162V239H163L162 241L164 242L165 247L167 246V248H170V247L174 248L172 246L176 245L175 240H177V238H179V236H177V234H174L175 231L177 232L179 229L180 230L182 229V232H183V229H184L181 226V224H182L180 221L181 219L179 221H177L179 219V217H176ZM193 218L195 220H193ZM215 218H216V220H215ZM33 219H34L35 223L37 221H39V222H37L34 225V222L32 223ZM54 220H55V222H54ZM225 220H226V222H225ZM57 221H59V222H57ZM213 221H215V223L217 221H219V222H218V224L217 223L215 224ZM220 221H222V223L223 222H225V223L222 224ZM230 221H232L231 222L232 225L230 224ZM51 222H53V223H51ZM139 222H140V224H139ZM246 223H247V226H246ZM30 224H31V227H30L31 231L28 230V231H30V232H28L26 230L29 228ZM44 224H47V227H45V229H44V226H46V225H44ZM91 224L95 225V226H93V228L92 227L89 228V225H91ZM136 224L132 227H130V226L127 227L128 225L126 223V225L124 224L125 227L124 226L120 227V231H121V234L123 236H120V238L118 239V247L117 248H119L122 251V253L125 255L129 253V257H130L129 262L132 261V258H133L132 257L133 255H131V254L136 253V251L139 249L138 245H139V243H141V241L138 239V235L136 233H138V232L140 233L141 229H144L145 231L147 229V231H148L147 233L151 237V238L150 237L149 238L150 239L154 238L152 229L148 228L147 226L145 228H143L144 223L142 221L138 220V222ZM138 224H139V227H138ZM229 224L231 225V227L229 226ZM23 225L28 226L27 229L24 230ZM40 225H41V227H39ZM56 225H57V229H55ZM222 225H223V227H222ZM257 225H259V226L261 225L260 226L261 230L259 227H257ZM21 226H22V228H21ZM37 226H38V228H37ZM52 226L54 228H52ZM140 226H141V228H140ZM225 226L227 228H229V230L226 229ZM234 226L236 227V230H234L235 229ZM34 227L37 228V230H39V229L41 230V228H42V232L45 230L43 232V235H45L44 233H46V235L44 237H47V235H48V238H50V239H48V241H46V240H44V237H41L40 240L37 241L39 232L36 231V229ZM198 227H200V229ZM224 228H225V230H224ZM230 228H232V229L234 228L232 234L229 233V232H232V229H230ZM18 229H20V230H18ZM60 229H61V232H60ZM88 229H90V230L92 229V230L88 231ZM132 229L134 230L135 233L132 231ZM239 229L241 231H238ZM243 229H244V231H243ZM22 230H24V231H22ZM51 230L53 231L54 234L52 233ZM54 230L58 231L59 233L58 232L55 233ZM109 230L112 231V229H109ZM187 230L188 229H184V232H186L189 235L190 232ZM220 230H221L222 234H220ZM173 231H174V233H172ZM87 232H88V234H87ZM178 232H179V234H181L180 231H178ZM209 232H211V233H209ZM13 233H15V234L13 235ZM124 233H127L128 235H126ZM223 233L225 235L226 234H228V235H226V237H225L223 235ZM81 234H83L84 236ZM213 234H214V232H213ZM217 234L219 236H217ZM80 235L83 238L80 237ZM135 235H137V237H135ZM192 235H193V233H192ZM192 235H190V237ZM234 235H235V237H234ZM39 236H40V234H39ZM54 236L57 238L55 239ZM126 236H127V238H126ZM131 236H132V238L135 237V241L132 238L130 241ZM171 236L173 238H175V240L172 239ZM222 236H223V238H222ZM58 237H59V239H58ZM192 237L194 238V235ZM195 237H196V235H195ZM220 237H221V239H220ZM233 237L235 240L233 239ZM225 238H226V241H229V243H227L225 241ZM53 239L55 240V242ZM84 239H85V241L83 242L82 240H84ZM42 240L45 242H43ZM93 240H94V242H93ZM223 240H224V242H223ZM40 241L42 242V244ZM78 241H75V242H78ZM121 241H122V243H121ZM123 241H124V243H123ZM196 241H198V240H196ZM24 242H25V244H24ZM87 242L88 243L90 242V244L87 245ZM91 242L93 243V245ZM59 243H61V245ZM194 243L196 246L193 245ZM226 243L228 245H231L232 247L230 248V246H227ZM54 244L56 245L57 248H55ZM84 244L86 246V250H85V248H83ZM99 244H101V246ZM49 245L51 247H49ZM94 245L95 246L98 245L99 247H95ZM33 246H32V248H33ZM60 246H61L62 250H61ZM183 246L184 245L178 246L179 249L181 248V250H179L177 247L178 251H181V252L178 253L179 259L175 262V264H180L182 259L184 260V258H187V255L186 256L183 255V253H185V251H184L185 247H183ZM22 247H23V249H22ZM88 247H89V249H88ZM182 247H183V249H182ZM227 247L230 250L227 249ZM243 247L244 248L247 247V248L244 249ZM255 247H258V248H256L258 251L255 249ZM51 248H52V250H51ZM117 248H116V250H117ZM124 249H126V250H124ZM237 250L239 251V253ZM234 251H236L235 252L236 254L234 253ZM65 252L62 254L65 255ZM68 252H67L66 256L69 254ZM195 252L199 253L198 250H196ZM20 253H21V256H17V254L20 255ZM90 253H91V255H90ZM232 253H233V255L231 256ZM260 253H261V251H260ZM212 256H214V254ZM247 256H248V259L246 258ZM180 258H182V259H180ZM18 263H19V261H18ZM242 263L239 262V264H242ZM13 264H15V262ZM253 264H257V263L254 262Z\"/></svg>","mask_w":264,"mask_h":264}]
</instances>
